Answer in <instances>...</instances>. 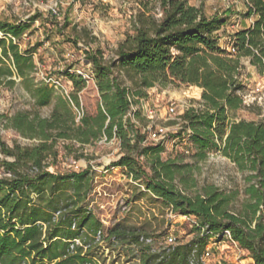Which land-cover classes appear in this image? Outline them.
<instances>
[{"label":"trees","instance_id":"obj_1","mask_svg":"<svg viewBox=\"0 0 264 264\" xmlns=\"http://www.w3.org/2000/svg\"><path fill=\"white\" fill-rule=\"evenodd\" d=\"M243 2L253 22L231 34L229 47H221L217 31L226 23L229 8L223 14H206L188 0H139L133 33L118 44L114 58L105 61L99 49L84 52L94 69L100 100L94 115L83 112L78 121L72 108V104L79 107L77 96L67 98L46 83L32 82V50L22 52L15 41L41 13L26 21L0 19V85L12 86L15 75L22 77L30 81L27 90L36 107L52 106L47 116L38 111L0 113L4 127L38 140L11 147L0 141L1 151L12 157L0 160L3 172L9 173L0 176V264L92 262V250H71L70 244L79 236L91 241L88 233L98 229L106 231L111 248L140 244L139 264H188L194 247L200 253L229 230L237 245L248 251L251 264H264V117H234L236 110L251 106L243 105L239 94L244 88L241 58L249 57L250 64L264 71V0ZM152 4L161 9L159 18L150 13ZM68 68L63 73L78 92L85 79ZM172 83L200 87L201 106L187 107L179 114L175 134L145 144L146 134L138 132L130 116L135 99L144 97L150 87ZM102 136L117 138L123 153L111 165L143 183L146 191L142 193L160 199L178 215L195 218L198 225L193 226L190 240L176 238L168 250L151 251L140 237L159 235L126 226L121 220L106 227L94 216L88 207L92 191L88 167L67 172L47 169L45 160L56 154L58 141H67L64 147L71 150L73 143L83 146ZM169 137L187 141L191 162L185 154L162 156ZM210 151L220 152L245 172L242 187L198 183L195 167Z\"/></svg>","mask_w":264,"mask_h":264},{"label":"rangeland","instance_id":"obj_2","mask_svg":"<svg viewBox=\"0 0 264 264\" xmlns=\"http://www.w3.org/2000/svg\"><path fill=\"white\" fill-rule=\"evenodd\" d=\"M192 5L200 7L206 14L224 13L229 8L226 23L220 28L219 43L229 47L231 30L252 24L254 17H247L243 0H188ZM141 9L139 0H0V19L9 22L26 21L30 16L39 12L41 16L30 23V27L15 40L22 52L32 50L35 68L29 75L34 83H46L64 96L75 94L79 107L72 104L75 116L77 109L94 115L100 95L94 80V69L85 60L84 52L88 49H99L105 61L115 57L118 44L133 33L134 16ZM150 13L156 18L161 15L157 4L149 5ZM55 17H53V15ZM65 21V23H64ZM0 36L3 33L0 31ZM77 41H74L73 38ZM249 57H242L241 83L243 90L249 91L256 86L264 88V72L248 62ZM82 75L85 86L78 92L74 91L72 83L65 77L63 70ZM12 86L0 85V113L12 114L16 111H38L47 116L51 105L36 107L34 98L27 90L30 81L15 75ZM201 88L195 85L172 83L165 87L155 85L146 89V95L135 99L130 116L139 133L146 134L145 144L157 142L149 139L148 132L157 127H165L172 136L179 129L178 116L189 106L199 103ZM68 98V97H67ZM137 110L139 113L134 114ZM259 107L251 105L250 110H236V119L258 120ZM0 141L9 147L14 143L32 145L37 139L26 138L0 123ZM67 141H58L55 146L56 154L50 155L45 164L48 170L67 172L78 171L88 167L91 172L92 196L94 201L93 214L106 227L117 221L126 226H140L146 232L159 235L170 234L186 242L194 236L191 218L178 215L168 217L166 207L160 199H155L147 192L142 193L138 187L124 174V169L112 166L122 150L116 137L106 140L105 136L91 143L80 146L73 143L72 149L64 146ZM188 143L177 137L164 140L162 156L174 157L185 154L186 161L191 162V153L187 151ZM54 157V159L52 158ZM12 160L0 149V160ZM3 172L0 166V176ZM194 175L198 183L210 182L220 188L230 189L244 184L245 172L239 171L235 164L218 151H210L203 161L195 167ZM133 190V193L130 192ZM128 194V195H127ZM242 198V195H240ZM130 199V210L122 211L123 203ZM154 209V211L152 210ZM212 247V256L207 260L212 263L216 258L224 264H251L248 251L222 242ZM101 249V247H100ZM102 250V249H101ZM99 258H106L108 264H127L129 257L120 258L103 251ZM109 257V259H108ZM128 264H135L130 262Z\"/></svg>","mask_w":264,"mask_h":264},{"label":"built area","instance_id":"obj_3","mask_svg":"<svg viewBox=\"0 0 264 264\" xmlns=\"http://www.w3.org/2000/svg\"><path fill=\"white\" fill-rule=\"evenodd\" d=\"M230 50L232 52H235V49L233 47H230ZM264 72V71H263ZM239 94L242 99V103L245 106H250V105H257L260 110L261 114L259 115L260 117H264V88L261 86H256L255 88H252L249 91H244L241 90L239 91ZM69 98V96H67ZM201 106V104L194 105L193 107ZM190 107V106H189ZM134 107L132 106V109ZM187 108V107H186ZM83 110L77 109V115L75 120L78 121L79 118L82 116ZM168 130L165 127H157L153 130H150L148 132L149 139H153L156 141H159L167 136ZM185 140V139H184ZM127 178H129L137 187L139 190L146 191L145 186L143 183H141L138 180H134L132 175H128L127 173H124ZM6 175H9V173H6ZM131 193H133V190H130ZM128 195V194H127ZM92 193L89 194L88 196V207L91 209L93 212V207H94V201L91 199ZM128 203H123L122 205V211H129L130 210V205L129 203L131 202L130 199L126 200ZM154 211V209L152 208ZM166 215L168 217L176 216L178 214L174 213L171 208L166 207L165 209ZM59 211L55 213V217ZM183 218H189L190 216L186 215H178ZM192 217V216H191ZM194 225H198L197 221L195 218H191V226L193 228ZM75 225L73 224L72 227ZM204 228L202 227V231ZM89 237L91 238V241L85 240L84 237H76L73 238L70 244V249L74 250L76 247H81L83 252L87 251H93V256L92 262H84L82 264H108L106 261V258H99L100 254H103L104 250L107 251L109 254L112 252L115 253L114 256H120V258H125L127 256H132V259L129 257V261L127 260V264L130 262H134L135 264L140 263V244H120L116 245L115 247L111 248L109 246L108 240L106 239L107 233L104 229H98L95 233H88ZM220 240L217 242H212L207 244L204 249L199 253L197 247H194L191 251L190 257L188 259V264H224L221 259L216 258L212 263H209L207 260L212 256V247L222 242H226L229 244H232L239 249H241L237 243L232 239L230 235L229 230H224L220 235ZM140 243L142 245H150L151 246V251H156L159 252L161 249H169V246H173L176 243V238L172 237L170 234H165L161 240L159 238H154L152 236H141L140 237ZM101 247V249H100ZM109 259V257H108ZM246 264V263H244Z\"/></svg>","mask_w":264,"mask_h":264},{"label":"crops","instance_id":"obj_4","mask_svg":"<svg viewBox=\"0 0 264 264\" xmlns=\"http://www.w3.org/2000/svg\"><path fill=\"white\" fill-rule=\"evenodd\" d=\"M250 24H246L245 26H242V27H240V28H237V29H234V30H231V32L232 33H234L236 30H238V29H241V28H244V27H248ZM219 31H220V29L217 31V34H218V36H219ZM230 37H231V35H229V39H230ZM218 40H220V38L218 39ZM220 44V43H219ZM220 46H221V44H220ZM221 47H223V46H221ZM248 62H249V60H248ZM242 63V62H241ZM263 73V72H262ZM240 76H241V74H240ZM219 244H221V243H219ZM219 244H217V247H219L218 245ZM249 259H250V261H249V263H251L252 262V258L251 257H248Z\"/></svg>","mask_w":264,"mask_h":264}]
</instances>
